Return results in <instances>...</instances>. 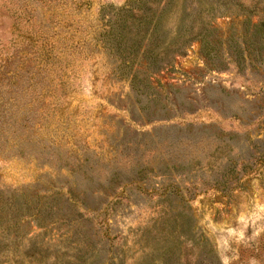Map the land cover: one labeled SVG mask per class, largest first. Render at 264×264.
I'll return each mask as SVG.
<instances>
[{"label": "rangeland", "instance_id": "374dc122", "mask_svg": "<svg viewBox=\"0 0 264 264\" xmlns=\"http://www.w3.org/2000/svg\"><path fill=\"white\" fill-rule=\"evenodd\" d=\"M129 1L0 0V264H264V0L153 2L134 86Z\"/></svg>", "mask_w": 264, "mask_h": 264}, {"label": "trees", "instance_id": "16d2710c", "mask_svg": "<svg viewBox=\"0 0 264 264\" xmlns=\"http://www.w3.org/2000/svg\"><path fill=\"white\" fill-rule=\"evenodd\" d=\"M160 0H130L129 8H121L115 13L116 19H119V28L112 27L110 33H116V45L118 56L123 65L118 67V78L131 79L134 86L138 76L130 72L132 63L138 61L142 51V59L149 67L155 71L160 70L172 63L174 53L184 54L185 46L189 38L185 34L176 33L174 36H165L161 33L162 11L155 10L152 7L153 2ZM172 0H166L170 3ZM204 46L208 48V42L205 38ZM131 62V64H129Z\"/></svg>", "mask_w": 264, "mask_h": 264}]
</instances>
